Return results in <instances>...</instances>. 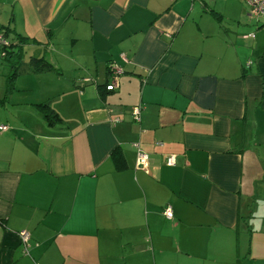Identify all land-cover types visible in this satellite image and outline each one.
<instances>
[{
    "label": "crops",
    "instance_id": "obj_1",
    "mask_svg": "<svg viewBox=\"0 0 264 264\" xmlns=\"http://www.w3.org/2000/svg\"><path fill=\"white\" fill-rule=\"evenodd\" d=\"M0 29V264H264V15L0 0Z\"/></svg>",
    "mask_w": 264,
    "mask_h": 264
},
{
    "label": "built area",
    "instance_id": "obj_2",
    "mask_svg": "<svg viewBox=\"0 0 264 264\" xmlns=\"http://www.w3.org/2000/svg\"><path fill=\"white\" fill-rule=\"evenodd\" d=\"M250 8V13L254 17L258 18L262 15H264V0H245ZM253 33L248 34V37H253ZM9 47V41L5 39L3 33L0 31V53L2 56L6 55V49ZM122 73V68L117 64H111L110 65V82L106 84L105 89L106 90H113L117 86V81L119 75ZM139 114V108L136 107L134 110V118L135 120L138 119ZM5 125L0 126V130H6ZM147 160L148 157L145 153H142L140 151L137 152V164L146 167L147 166ZM165 164L168 166H172L175 164V156L174 155H168L165 158ZM163 215L170 219L172 218V210L170 206H166L163 210ZM18 236L20 239V242L23 246V251L25 253H28V247H29V232L26 230H21L18 232ZM31 264H37L35 261H33Z\"/></svg>",
    "mask_w": 264,
    "mask_h": 264
},
{
    "label": "trees",
    "instance_id": "obj_3",
    "mask_svg": "<svg viewBox=\"0 0 264 264\" xmlns=\"http://www.w3.org/2000/svg\"><path fill=\"white\" fill-rule=\"evenodd\" d=\"M0 31L3 33L5 39H7V37H6V31L3 30V29H0ZM12 52L18 54L20 52V50L18 48H16V44L14 45L13 42H9V47L6 49V55L7 54L8 55L11 54ZM30 61H31V64L34 66V68L36 70L42 71V70L51 69V66L48 63H46L41 58H32ZM108 70H109V75H110V66H109ZM39 106L40 107H44V108H47L48 107L46 103L45 104H40ZM45 117L47 119L51 120L53 118H56L57 117V114L53 110H49V111L46 112Z\"/></svg>",
    "mask_w": 264,
    "mask_h": 264
}]
</instances>
